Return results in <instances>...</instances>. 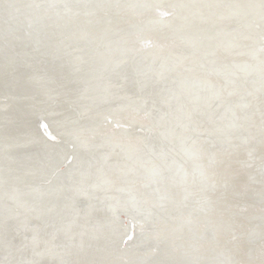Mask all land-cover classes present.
Masks as SVG:
<instances>
[{"label": "water", "instance_id": "obj_1", "mask_svg": "<svg viewBox=\"0 0 264 264\" xmlns=\"http://www.w3.org/2000/svg\"><path fill=\"white\" fill-rule=\"evenodd\" d=\"M257 44L264 0H0V264H264Z\"/></svg>", "mask_w": 264, "mask_h": 264}, {"label": "bare ground", "instance_id": "obj_2", "mask_svg": "<svg viewBox=\"0 0 264 264\" xmlns=\"http://www.w3.org/2000/svg\"><path fill=\"white\" fill-rule=\"evenodd\" d=\"M220 13V12H219ZM218 14V13H217ZM168 15V12H167V10H162V9H160L159 10V14L156 16L157 18H159V17H161V18H165L166 16ZM219 17L221 16V15H218ZM155 17V18H156ZM151 39V38H150ZM149 38H146L145 40H143L142 41V44L143 45H145L146 43L148 44V42H150V41H152V39L150 40ZM259 41V40H258ZM257 41V42H258ZM168 45V44H167ZM167 45H165V46H167ZM160 48L162 49V48H164L165 46H163L162 45V43L160 42ZM154 47V46H153ZM254 47H256L257 49H259V48H261V51H263L264 52V45L263 44H257L256 46H253L252 48H250V47H248L246 50H245V48L242 50H238L237 52L235 51V52H230V51H228V52H226L225 53V55H228V56H232V57H238V56H240V55H243L244 53H245V51H249V50H252L253 49V51H255L254 50ZM243 48V47H242ZM159 50V48H154V49H152V51L151 52H157ZM156 60V62L158 61V59H153V61H155ZM163 60V56H160V58H159V61H162ZM156 62H153L151 65H149L150 67H152L153 66V64L154 63H156ZM167 64V61L165 62V63H163V64H161V65H163V66H165ZM158 66V63L157 64H155V67H157ZM148 70V69H147ZM31 110H33V111H41V108H39V106H37L36 107V109L32 106L31 107ZM107 115H108V117H110V115L108 114V113H106ZM106 117L103 119V123H104V121H106ZM41 123H43V124H45V121H41ZM46 126H47V122H46ZM105 126H106V128L103 130V132L105 131H107V130H109V131H112L113 132V134H112V139H113V137H117V139H116V143H119L120 142V139L119 138H121V139H123V138H133V137H136V138H140V137H145L146 136V134H147V138L150 136H148V132H146L147 130H150V129H152V130H154V127H152L151 125V127H147V129L145 128V126H143V125H141L140 123L139 124H136V125H133L132 126V129H131V131L128 133V136L126 135V133H123L124 131H123V129H122V127L124 126V122L123 121H120V122H115V123H107V124H105ZM38 127V126H37ZM120 127V128H119ZM39 128V127H38ZM115 128V129H114ZM69 131H65V132H59V133H57V135H55V134H53V133H51V132H49V134L47 133V136H48V138H50L51 140H56V141H58L59 143H61L60 141H59V138H63V137H65L66 135H67V138L69 139V137L68 136H70L69 135V133H68ZM149 132H151V131H149ZM261 150H264V146L262 147V149ZM231 156H232V154H230ZM228 156V155H227ZM72 157V152H66V154L64 155V160H63V163H62V166H61V170L63 169V168H65L66 167V164L69 162V160H70V158ZM233 159V157H231V158H227L226 157V159H225V162L226 163H229V162H232L231 160ZM69 164V163H68ZM229 166H231V165H229ZM208 172V171H207ZM206 172V173H207ZM159 176V175H158ZM158 176H157V178H158ZM139 179V181L141 180V178H138ZM138 181V182H139ZM73 189H75L74 188V185H73ZM111 195H113V192L109 195V196H111ZM169 195V197H171V194H168ZM115 196V195H114ZM252 213H254V214H258V213H260L258 210H256V211H253ZM226 216V215H225ZM227 217V216H226ZM119 220H118V222H119V227L120 228H124V230L125 231H123V232H121V237H119L120 238V240H119V242H118V244H121V247H127V245H130V244H132V235H131V233L133 234V228H132V226H134V225H131L132 223L131 222H129L128 220H126L125 219V216L123 217V216H121L120 218H118ZM125 219V220H124ZM221 220L222 218H216V220ZM214 220H215V218H214ZM216 220H215V222H216ZM145 223H147L148 225H151V223H149L148 221H146L145 220ZM161 223V222H160ZM92 226V225H91ZM92 229H93V232H91V234L92 235H98V232H99V230L97 229V228H95V226H92ZM158 230H155V232H157ZM125 232V233H124ZM235 233V232H234ZM129 239H131V240H129ZM227 239V238H226ZM261 252L262 253H264V248L261 250ZM236 260H237V264H242L244 261H243V259L242 258H236Z\"/></svg>", "mask_w": 264, "mask_h": 264}]
</instances>
